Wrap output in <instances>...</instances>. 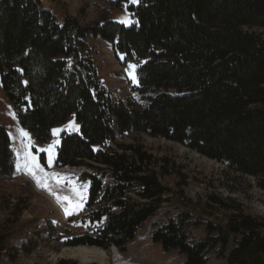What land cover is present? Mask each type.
I'll list each match as a JSON object with an SVG mask.
<instances>
[{"label": "trees", "instance_id": "1", "mask_svg": "<svg viewBox=\"0 0 264 264\" xmlns=\"http://www.w3.org/2000/svg\"><path fill=\"white\" fill-rule=\"evenodd\" d=\"M109 1L128 3L133 24L101 18L82 25L68 13L59 18L43 0H0V86L37 142L75 117L79 131L61 134L54 165L93 169L79 175L89 182L83 221L100 228L69 245L123 250L160 209L166 188L154 158L138 143L118 142L122 137L182 144L264 190V0ZM91 39L136 66L140 101L112 99L99 81ZM12 176L0 124V178ZM221 204L230 211L227 223L209 224L202 241L189 239L185 214L157 228L151 241L177 250L180 264H206L216 245L225 264H264V220ZM30 251L7 247L0 235V264Z\"/></svg>", "mask_w": 264, "mask_h": 264}, {"label": "rangeland", "instance_id": "2", "mask_svg": "<svg viewBox=\"0 0 264 264\" xmlns=\"http://www.w3.org/2000/svg\"><path fill=\"white\" fill-rule=\"evenodd\" d=\"M43 5L59 18L65 13L76 17L82 25L101 18L126 27L134 22L127 10L128 3L114 7L109 0H43ZM89 44L99 81L109 89L112 99L140 101L135 91L136 66L132 69L129 67L132 64L123 65L122 57L116 56L105 41L91 39ZM0 124L8 134L14 162V176L0 178V235L4 236L9 248L25 246L31 250L3 264H58L60 261L115 264L116 256L145 264H180L184 258L177 250L164 251L151 241L152 233L169 220L185 214L188 217L186 231L192 242H200L208 235L209 224L223 226L227 223L230 211L221 203L236 205L246 214L264 220V190L255 178L229 171L224 164L203 157L182 144L133 133L117 141L138 143L154 158L152 168L166 188L160 209L139 227L135 238L123 250L114 246L96 247L105 252V260L90 254L73 255L72 249L88 245L71 246L69 241L93 236L96 228H100V225L83 221L89 182L79 179V174L91 173L93 169L83 165L60 170L54 165L61 134L77 133L78 122L72 116L52 129L48 141L37 142L20 125L14 106L0 86ZM54 129L58 131L54 133ZM29 167L35 176L29 172ZM72 171L77 174L71 176ZM42 183L48 187H42ZM63 197H68L72 203ZM66 209L71 215H66ZM223 254L220 245H216L207 253L206 264H225Z\"/></svg>", "mask_w": 264, "mask_h": 264}, {"label": "bare ground", "instance_id": "3", "mask_svg": "<svg viewBox=\"0 0 264 264\" xmlns=\"http://www.w3.org/2000/svg\"><path fill=\"white\" fill-rule=\"evenodd\" d=\"M70 252H72L73 255H92L94 258H99L100 260H105L106 255L103 250L96 247H88V246H79L74 249H72ZM115 264H145V263H138V262H132L127 261L126 259L116 256Z\"/></svg>", "mask_w": 264, "mask_h": 264}, {"label": "snow or ice", "instance_id": "4", "mask_svg": "<svg viewBox=\"0 0 264 264\" xmlns=\"http://www.w3.org/2000/svg\"><path fill=\"white\" fill-rule=\"evenodd\" d=\"M132 2H138V0H132ZM129 67L132 68V69H134V68H135V65H130ZM132 79L135 81V76H133ZM70 124H71V122H70ZM77 127H78V126H77ZM57 131H58L57 129H54V130H53L54 133L57 132ZM24 135H27V133H24ZM50 149H51V146H49V150H50ZM29 156H30V158H31L33 161L35 160V158H34V157H31L30 154H29ZM49 162H51V155L49 156ZM36 167H39V165H36ZM29 172H30L33 176H35V172L33 171V169H32L31 167H29ZM39 182H40V181L38 180V183H39ZM41 186H42V187H45V188L48 187V185H47L46 183H42ZM74 191H75V189H74ZM62 199H64V200H69L68 197H63ZM69 203L71 204L72 202L69 200ZM75 207H79V205H75ZM65 213H66V215H71V212H70L68 209L65 210Z\"/></svg>", "mask_w": 264, "mask_h": 264}]
</instances>
